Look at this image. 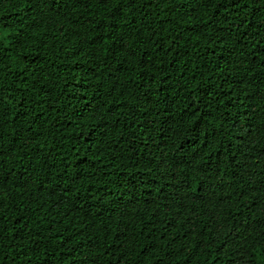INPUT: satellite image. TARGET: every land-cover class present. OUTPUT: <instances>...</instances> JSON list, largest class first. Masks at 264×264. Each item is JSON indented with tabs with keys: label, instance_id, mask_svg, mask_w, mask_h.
I'll return each mask as SVG.
<instances>
[{
	"label": "trees",
	"instance_id": "obj_1",
	"mask_svg": "<svg viewBox=\"0 0 264 264\" xmlns=\"http://www.w3.org/2000/svg\"><path fill=\"white\" fill-rule=\"evenodd\" d=\"M0 264H264V0H0Z\"/></svg>",
	"mask_w": 264,
	"mask_h": 264
}]
</instances>
